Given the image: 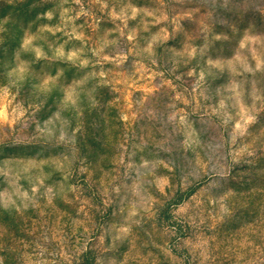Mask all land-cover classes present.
Instances as JSON below:
<instances>
[{
    "label": "rangeland",
    "instance_id": "1",
    "mask_svg": "<svg viewBox=\"0 0 264 264\" xmlns=\"http://www.w3.org/2000/svg\"><path fill=\"white\" fill-rule=\"evenodd\" d=\"M0 264H264V0H0Z\"/></svg>",
    "mask_w": 264,
    "mask_h": 264
}]
</instances>
